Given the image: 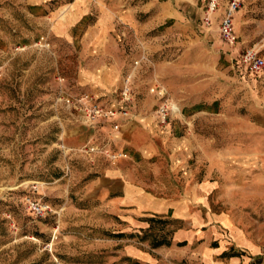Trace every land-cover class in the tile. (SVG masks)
<instances>
[{"label": "rangeland", "instance_id": "obj_1", "mask_svg": "<svg viewBox=\"0 0 264 264\" xmlns=\"http://www.w3.org/2000/svg\"><path fill=\"white\" fill-rule=\"evenodd\" d=\"M229 2L219 0L208 26L204 0H0V264H137L127 246L167 243L170 220L140 234L85 199L106 168L132 162L123 144L134 133L154 144L134 165L156 196L211 179L230 250L217 262L264 264V71L241 64L247 48L264 58V0L242 1L235 45L220 33ZM131 73L134 117L116 132L91 127L62 100L88 92L117 109ZM156 83L181 109L166 127ZM92 136L128 157H90ZM28 198L52 211L37 216ZM198 247L188 254L199 264Z\"/></svg>", "mask_w": 264, "mask_h": 264}, {"label": "crops", "instance_id": "obj_2", "mask_svg": "<svg viewBox=\"0 0 264 264\" xmlns=\"http://www.w3.org/2000/svg\"><path fill=\"white\" fill-rule=\"evenodd\" d=\"M123 146L130 151L133 163L106 168L104 174L87 188L85 199L103 202L109 213L130 228L138 229L140 234L149 230L156 220L168 219L177 226L167 243L155 248L148 244H141V247L131 244L125 249L126 257L137 264H198L194 263L198 256L195 258L188 253L194 247L201 246V249L198 247L201 251L199 264H220L217 261L230 252L229 241L218 227V223L226 226L224 221H227V215L217 216L218 219L213 217L210 197L214 187L211 179L205 178L202 184L182 189V192L181 188L171 189L175 195L156 196L151 189L153 187L144 181L134 165L135 157L140 156V152L154 151V144L134 133L125 138ZM196 200L202 201V206L197 207ZM233 234L238 236L235 232ZM240 262L238 257H233L230 264Z\"/></svg>", "mask_w": 264, "mask_h": 264}, {"label": "built area", "instance_id": "obj_3", "mask_svg": "<svg viewBox=\"0 0 264 264\" xmlns=\"http://www.w3.org/2000/svg\"><path fill=\"white\" fill-rule=\"evenodd\" d=\"M207 3L208 11L204 17L206 25L210 26L211 14L217 11L219 7V0H204ZM243 0H230L228 9L221 21L220 33L224 41L230 45L238 43L239 37L235 30V14L241 8ZM147 57L144 55L140 60L135 62L136 66H139ZM242 66L252 74L259 75L264 71V58L260 56L259 50L255 47L247 48L241 57ZM133 73L127 75L124 80L121 93L120 104L117 109L106 108L102 106L96 97L88 92H85L77 97H63L67 106L76 112L84 121L95 128L97 125L110 123L114 132L120 128L119 122L128 120L134 117L132 114V107L135 102L134 90H133ZM151 93L161 99V103L156 108V116L159 126L166 127L170 124V121L174 115L181 114V109L178 104L169 97L167 89L156 83L150 90ZM84 152L93 157L97 154H105L112 161H120L123 158H127L126 153H110L106 151V145H102L98 142L94 136H92L86 145ZM30 209L40 217L47 216L52 210L49 205H44L33 201L31 198L27 199Z\"/></svg>", "mask_w": 264, "mask_h": 264}, {"label": "trees", "instance_id": "obj_4", "mask_svg": "<svg viewBox=\"0 0 264 264\" xmlns=\"http://www.w3.org/2000/svg\"><path fill=\"white\" fill-rule=\"evenodd\" d=\"M162 243H160L159 245H161Z\"/></svg>", "mask_w": 264, "mask_h": 264}]
</instances>
